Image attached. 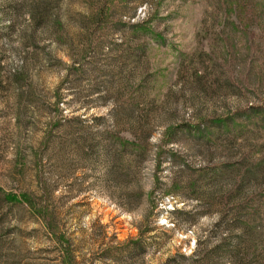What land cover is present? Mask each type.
I'll list each match as a JSON object with an SVG mask.
<instances>
[{
    "label": "rangeland",
    "instance_id": "obj_1",
    "mask_svg": "<svg viewBox=\"0 0 264 264\" xmlns=\"http://www.w3.org/2000/svg\"><path fill=\"white\" fill-rule=\"evenodd\" d=\"M260 104L264 0H0V264H264Z\"/></svg>",
    "mask_w": 264,
    "mask_h": 264
},
{
    "label": "trees",
    "instance_id": "obj_2",
    "mask_svg": "<svg viewBox=\"0 0 264 264\" xmlns=\"http://www.w3.org/2000/svg\"><path fill=\"white\" fill-rule=\"evenodd\" d=\"M242 14L243 13H241L239 15V13H238L237 17H238V19H241L244 22L245 19L242 16ZM100 17H101V14L100 13H96V14L92 15L91 18H90V20H92V26L91 27L90 26L83 27V32L85 34H88L92 30V28L94 30L100 29V25H99V19H100ZM217 18H218V16H217ZM130 51H131V53L133 55H136V51L135 50L131 49ZM137 54H139L138 51H137ZM193 78H195L197 80V82L199 81L200 84H201V81L205 79V83L208 84L210 88H213L216 92H218L219 89H220V82H219L220 76L218 75V73L215 74V73L208 72L207 74L206 73L203 74V73H200V71L198 69H196L194 71V73H193ZM257 86H259V85L257 84ZM203 89L208 91V87L207 86H204L203 85ZM231 93L234 94V91H232ZM249 110H253L254 113L260 115V114H262L264 112V107L261 104L260 105H251L248 108L247 111H249ZM243 113L244 112H238L237 115L238 116H241ZM112 146L119 147L118 142L114 141ZM127 148H128V145L127 146H124L123 149L124 150L125 149L127 150ZM24 199L26 200V202H28V204L33 209L37 210V212H38L37 214H39V216L43 220V223H44L45 227L47 228L49 234L53 235V237L56 238V241L59 243V245L62 246L63 251L67 255H69L70 254V248H69V246L64 242L63 235H61L59 233V231H57V227L55 226L54 220L52 219V217L49 218V214H50L49 213L50 212L49 211V208H47V207H40L38 209V207L34 204V202L32 201V199L29 196L24 197Z\"/></svg>",
    "mask_w": 264,
    "mask_h": 264
}]
</instances>
